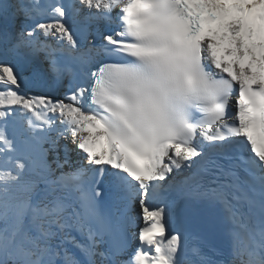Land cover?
Segmentation results:
<instances>
[{"label":"snow or ice","instance_id":"obj_1","mask_svg":"<svg viewBox=\"0 0 264 264\" xmlns=\"http://www.w3.org/2000/svg\"><path fill=\"white\" fill-rule=\"evenodd\" d=\"M0 264H264V0H0Z\"/></svg>","mask_w":264,"mask_h":264}]
</instances>
